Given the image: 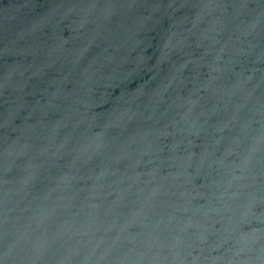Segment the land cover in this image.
I'll use <instances>...</instances> for the list:
<instances>
[{"label":"water","instance_id":"water-1","mask_svg":"<svg viewBox=\"0 0 264 264\" xmlns=\"http://www.w3.org/2000/svg\"><path fill=\"white\" fill-rule=\"evenodd\" d=\"M0 264H264V0H0Z\"/></svg>","mask_w":264,"mask_h":264}]
</instances>
